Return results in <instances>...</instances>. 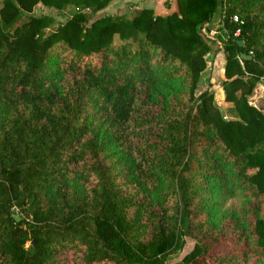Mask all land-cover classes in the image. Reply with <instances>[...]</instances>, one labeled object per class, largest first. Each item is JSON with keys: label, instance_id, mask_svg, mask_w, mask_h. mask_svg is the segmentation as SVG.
Listing matches in <instances>:
<instances>
[{"label": "trees", "instance_id": "obj_1", "mask_svg": "<svg viewBox=\"0 0 264 264\" xmlns=\"http://www.w3.org/2000/svg\"><path fill=\"white\" fill-rule=\"evenodd\" d=\"M109 1L0 0V264H264V0ZM216 6L226 105L195 94Z\"/></svg>", "mask_w": 264, "mask_h": 264}, {"label": "crops", "instance_id": "obj_2", "mask_svg": "<svg viewBox=\"0 0 264 264\" xmlns=\"http://www.w3.org/2000/svg\"><path fill=\"white\" fill-rule=\"evenodd\" d=\"M130 1H136L138 6L137 8H141V7L151 8L155 14H165L170 11L176 10L175 0H130ZM219 13H220V9L218 7L217 11L211 15L210 22L208 24L210 28L216 29L217 32L215 36L217 34L221 35L222 33L220 30ZM208 43L212 45V48L210 47L205 55V61H206L205 67L200 72L199 77L201 79H198L195 89H197V93H199L201 90L206 88L208 84H210V88L218 92V95L220 96L219 87H222L220 85V81L224 78L223 75V67L225 63L224 54H223V50L221 48H218L219 46L216 43V41H209ZM260 82L261 83L258 85V90L255 92L254 96L248 98V101L254 99L255 104H257L258 100H260L258 98H260V94H262L264 91V83L262 81ZM215 100L222 105L228 104V102L223 101V99L220 100L215 99ZM254 103L253 105H255Z\"/></svg>", "mask_w": 264, "mask_h": 264}, {"label": "rangeland", "instance_id": "obj_3", "mask_svg": "<svg viewBox=\"0 0 264 264\" xmlns=\"http://www.w3.org/2000/svg\"><path fill=\"white\" fill-rule=\"evenodd\" d=\"M137 7L138 6H137L136 1L110 0L107 3V5H105L103 8L99 9L98 11H96L93 16L95 17V16L106 14V13H114V14L115 13H118V14L123 13L126 15H131L135 11V9H138ZM74 10H75L74 7L71 5H65L62 8H55V7H51V6L50 7L45 6V5L41 4L40 2H37L34 5V7L30 13L33 15L46 14V15L50 16L52 18V20H51V22L47 28L51 29L54 26H56V24L62 22L66 17L71 15ZM216 11H217V6L215 8L214 13ZM200 34L202 35L203 39L208 43L209 39L205 36L204 33H202L201 30H200ZM208 45H209V48L210 47L212 48V45H210L209 43H208ZM199 79H201V78L199 77ZM196 93H197V89H195V94ZM214 97L217 100L221 99L220 96L218 95V92H216V91L214 92ZM216 102L218 103V101H216ZM247 102L249 104L253 105L254 99H251V101H248V99H247ZM231 201H233L234 205L238 206L239 200L236 201V199L234 198ZM231 201L228 200V202H226V204L229 205V203ZM16 211H17V208H13V212H14L13 215L18 218L20 216V214H19V212H16ZM260 215H261L262 219L264 220V205H262V207L260 209ZM193 243H194L193 238H191L189 236H185L184 237V243H183L182 247L180 249H178L177 251H175L174 253H170L167 255L166 264H173L174 262L179 260L184 253H186L187 251H189L191 249Z\"/></svg>", "mask_w": 264, "mask_h": 264}, {"label": "built area", "instance_id": "obj_4", "mask_svg": "<svg viewBox=\"0 0 264 264\" xmlns=\"http://www.w3.org/2000/svg\"><path fill=\"white\" fill-rule=\"evenodd\" d=\"M231 20L237 23V26L233 29V34L236 35L240 32L239 24L242 23V20L238 18L236 15L231 16ZM201 31L202 33L205 34V36L209 39V41H211V38L215 36L217 32L215 28L214 29L210 28L207 24H205V26L202 27ZM248 53H250V51Z\"/></svg>", "mask_w": 264, "mask_h": 264}, {"label": "water", "instance_id": "obj_5", "mask_svg": "<svg viewBox=\"0 0 264 264\" xmlns=\"http://www.w3.org/2000/svg\"><path fill=\"white\" fill-rule=\"evenodd\" d=\"M236 43L241 46V45H243V40L240 39V38H237L236 39ZM238 56H239V58H249L250 54H248L246 52H243V51H239L238 52ZM219 94H220V98L222 99L223 95H224L222 87H219ZM221 114L223 115L224 112L222 111Z\"/></svg>", "mask_w": 264, "mask_h": 264}]
</instances>
